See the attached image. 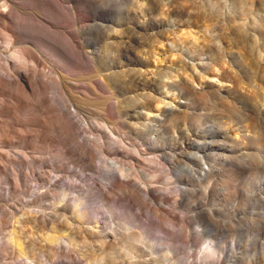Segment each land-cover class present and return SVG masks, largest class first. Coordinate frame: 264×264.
I'll list each match as a JSON object with an SVG mask.
<instances>
[{
  "label": "rangeland",
  "instance_id": "rangeland-1",
  "mask_svg": "<svg viewBox=\"0 0 264 264\" xmlns=\"http://www.w3.org/2000/svg\"><path fill=\"white\" fill-rule=\"evenodd\" d=\"M20 1L74 60L0 89V264H264V0Z\"/></svg>",
  "mask_w": 264,
  "mask_h": 264
},
{
  "label": "bare ground",
  "instance_id": "bare-ground-1",
  "mask_svg": "<svg viewBox=\"0 0 264 264\" xmlns=\"http://www.w3.org/2000/svg\"><path fill=\"white\" fill-rule=\"evenodd\" d=\"M47 4V6L52 10L53 13L62 12L64 8L69 9V0H59L58 4L52 0H43ZM40 11L38 8L30 5L24 6L23 2L20 0H0V32L3 35L7 46L4 49L0 50V57L2 55L3 58H0V89L4 87L6 84H10L14 87V94L17 98L16 105L7 104L6 107L8 109L15 110L16 108H20V103H25L26 95L32 94L35 88V65L34 63L39 62V57L36 53V50L33 46L35 44L31 41V39H37L43 44H51L57 50L61 51L62 55L66 57L67 60H74L69 53V48L65 45H58L55 41L53 36L48 35L46 32L43 31L45 28L42 25V22L39 20ZM54 27L53 29H63L64 31L67 29L69 25L66 24H52ZM50 30L55 31V30ZM7 54V55H4ZM12 58V60L10 59ZM4 61V62H3ZM76 61V60H75ZM15 65V68L13 67ZM32 68H29V66ZM4 69L3 71L2 68ZM13 72V73H12ZM173 80L168 79L165 81V84L169 86V88H173L174 85H183L185 87L189 86L192 89L195 88V84L188 80L186 77H178L172 76ZM6 87V86H5ZM7 88V87H6ZM69 89V88H68ZM29 97V96H28ZM158 110L161 109L162 105L164 104L163 100L156 99L155 100ZM149 102H145V106ZM171 105V110H175L177 107H173V103H166ZM164 105V107L166 106ZM145 108V107H144ZM160 114V113H159ZM159 114L155 115L153 120L157 121L159 118ZM3 129V130H1ZM21 130H23L21 128ZM21 130H17L13 133V137L23 138L26 137V132ZM3 134H2V133ZM9 133V132H8ZM4 131V127H0V136H6L7 138L10 137ZM7 141H11V139H7ZM24 157H26V153L22 151ZM124 176L126 173L122 171ZM18 181V177L16 178ZM9 248L17 249L19 246V239L17 233L11 231L10 237L7 241ZM16 252V250H13ZM17 253L21 256H24V251L20 249L17 250Z\"/></svg>",
  "mask_w": 264,
  "mask_h": 264
}]
</instances>
